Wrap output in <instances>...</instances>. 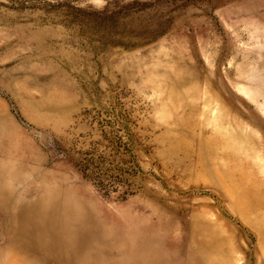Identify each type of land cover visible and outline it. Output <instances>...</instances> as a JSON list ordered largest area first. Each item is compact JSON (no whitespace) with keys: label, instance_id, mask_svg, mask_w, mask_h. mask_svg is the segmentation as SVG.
Returning a JSON list of instances; mask_svg holds the SVG:
<instances>
[{"label":"rangeland","instance_id":"obj_1","mask_svg":"<svg viewBox=\"0 0 264 264\" xmlns=\"http://www.w3.org/2000/svg\"><path fill=\"white\" fill-rule=\"evenodd\" d=\"M0 166V258L29 200L68 197L171 260L196 220L217 264H264L224 195L242 179L264 227V0H0Z\"/></svg>","mask_w":264,"mask_h":264},{"label":"bare ground","instance_id":"obj_2","mask_svg":"<svg viewBox=\"0 0 264 264\" xmlns=\"http://www.w3.org/2000/svg\"><path fill=\"white\" fill-rule=\"evenodd\" d=\"M5 169L0 166V171ZM227 181H230L232 189L226 186L224 195L230 198L237 213L255 226L259 236H264V227L256 224L249 215L263 205L261 196L252 189H246L242 179L239 182ZM35 201H28L31 206L10 228L12 235L7 244H11L12 251L0 258V264H50L51 261L54 264H217L213 255L223 252V242L216 239L213 229L204 238L199 236L201 223L196 220L194 225L191 222L194 247L184 258L173 255L171 260L163 248L165 236L152 228H107L88 211L72 208V199L68 197L61 200L59 207L55 200L47 201L44 197L36 201L40 206L36 208V204L33 205ZM164 224L159 222L158 226ZM33 248L41 251L40 257L22 254L23 251L30 253ZM223 260L222 264H228Z\"/></svg>","mask_w":264,"mask_h":264}]
</instances>
